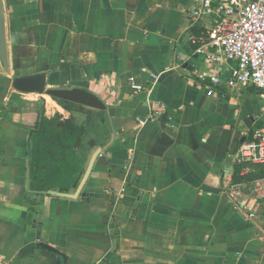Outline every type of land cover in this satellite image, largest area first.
<instances>
[{"label": "crops", "instance_id": "obj_1", "mask_svg": "<svg viewBox=\"0 0 264 264\" xmlns=\"http://www.w3.org/2000/svg\"><path fill=\"white\" fill-rule=\"evenodd\" d=\"M198 1L0 0V264H260L263 206L248 218L225 191L263 102L208 94ZM25 76L107 108L16 89Z\"/></svg>", "mask_w": 264, "mask_h": 264}, {"label": "built area", "instance_id": "obj_2", "mask_svg": "<svg viewBox=\"0 0 264 264\" xmlns=\"http://www.w3.org/2000/svg\"><path fill=\"white\" fill-rule=\"evenodd\" d=\"M190 19L191 25L198 29L190 37L194 52L203 56L207 65L208 94H214L215 88L233 91L255 86L260 92L264 115V0H199L190 11ZM229 62L234 65L223 78L219 66ZM129 87L134 93L146 88L134 78H129ZM158 114L155 111L153 117ZM239 158L243 174H248L255 165L264 164V124L240 146ZM252 183L248 194L243 184L232 183L225 195L234 209L255 219L257 206L262 205L264 210V178ZM260 264H264V255Z\"/></svg>", "mask_w": 264, "mask_h": 264}, {"label": "water", "instance_id": "obj_3", "mask_svg": "<svg viewBox=\"0 0 264 264\" xmlns=\"http://www.w3.org/2000/svg\"><path fill=\"white\" fill-rule=\"evenodd\" d=\"M0 34H1V28H0ZM3 43H4V39L0 38V44L3 45ZM14 87L18 90L25 92L46 93L48 95H52L66 101L76 102L82 105L90 106L101 110H105L107 108L106 104L98 95L86 89L76 88V87L46 88L45 82L43 80H37L36 78L30 76L16 78L14 82ZM247 126H250V124L247 123ZM0 153H1V146H0Z\"/></svg>", "mask_w": 264, "mask_h": 264}, {"label": "trees", "instance_id": "obj_4", "mask_svg": "<svg viewBox=\"0 0 264 264\" xmlns=\"http://www.w3.org/2000/svg\"><path fill=\"white\" fill-rule=\"evenodd\" d=\"M254 171L249 172L245 175H240V170L242 166H238L234 173V182L242 183V182H250L251 180H255L256 178L264 177V165H256L253 166Z\"/></svg>", "mask_w": 264, "mask_h": 264}]
</instances>
